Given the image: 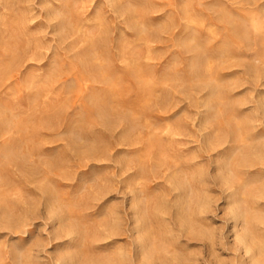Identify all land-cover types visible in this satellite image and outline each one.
Returning <instances> with one entry per match:
<instances>
[{
  "label": "rangeland",
  "instance_id": "1",
  "mask_svg": "<svg viewBox=\"0 0 264 264\" xmlns=\"http://www.w3.org/2000/svg\"><path fill=\"white\" fill-rule=\"evenodd\" d=\"M263 234L264 0H0V264H257Z\"/></svg>",
  "mask_w": 264,
  "mask_h": 264
},
{
  "label": "bare ground",
  "instance_id": "2",
  "mask_svg": "<svg viewBox=\"0 0 264 264\" xmlns=\"http://www.w3.org/2000/svg\"><path fill=\"white\" fill-rule=\"evenodd\" d=\"M175 211V210H174ZM208 211V210H207ZM205 235V234H204ZM264 235V234H263ZM213 237V236H212ZM241 237V236H240ZM245 239H246V237H244ZM244 239V240H245ZM245 242V241H244ZM245 246H246V248H247V250H250V248L251 247H249L248 245H246V242H245ZM255 255V254H254ZM257 264H264V261H263V259H260V260H258L257 261Z\"/></svg>",
  "mask_w": 264,
  "mask_h": 264
}]
</instances>
